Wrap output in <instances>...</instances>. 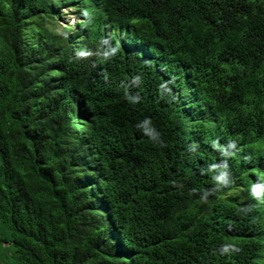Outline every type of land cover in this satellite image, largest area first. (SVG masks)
<instances>
[{"label": "trees", "instance_id": "1", "mask_svg": "<svg viewBox=\"0 0 264 264\" xmlns=\"http://www.w3.org/2000/svg\"><path fill=\"white\" fill-rule=\"evenodd\" d=\"M255 181L264 0H0V264H264Z\"/></svg>", "mask_w": 264, "mask_h": 264}, {"label": "clouds", "instance_id": "2", "mask_svg": "<svg viewBox=\"0 0 264 264\" xmlns=\"http://www.w3.org/2000/svg\"><path fill=\"white\" fill-rule=\"evenodd\" d=\"M74 4H75V2H74ZM69 8V13H73V14H80L79 12H77V8L76 7H74V6H67V5H63V7L62 8H60V9H65V8ZM75 11V12H74ZM60 13V12H59ZM75 16V15H74ZM72 19H74V17L72 16L71 17ZM76 18V17H75ZM56 19V18H55ZM78 21H79V16H78V18H76V22H77V25H76V27L74 28V29H71V30H75L77 27H78ZM61 25V24H60ZM69 26V25H68ZM70 27V26H69ZM194 91V88H191L190 86L187 88V90H183V89H180L179 87H177V91L175 92V94L177 95V96H180L181 94H184V95H186V96H188L189 94H191L192 92ZM198 96H200L199 94H198ZM183 101V107L184 108H190V107H192V105H193V102H191V99H189L188 97H186V98H184V99H182ZM197 104H199V103H197ZM194 109V108H193ZM255 186V187H254ZM252 188H253V190H254V196H255V198L256 199H259V198H262V196H263V194H262V190L264 189V185H261L258 181H255V182H253V184H252Z\"/></svg>", "mask_w": 264, "mask_h": 264}, {"label": "rangeland", "instance_id": "3", "mask_svg": "<svg viewBox=\"0 0 264 264\" xmlns=\"http://www.w3.org/2000/svg\"><path fill=\"white\" fill-rule=\"evenodd\" d=\"M75 5H76V2H75ZM72 16L74 17V19L71 18ZM78 16L79 14L69 13V8H65V9L59 8L58 14L56 15V19H55V24H54L55 29L57 31H60L62 29V26L66 24L69 25L71 29H74L77 25L76 18H78Z\"/></svg>", "mask_w": 264, "mask_h": 264}, {"label": "bare ground", "instance_id": "4", "mask_svg": "<svg viewBox=\"0 0 264 264\" xmlns=\"http://www.w3.org/2000/svg\"><path fill=\"white\" fill-rule=\"evenodd\" d=\"M253 184V183H252Z\"/></svg>", "mask_w": 264, "mask_h": 264}]
</instances>
